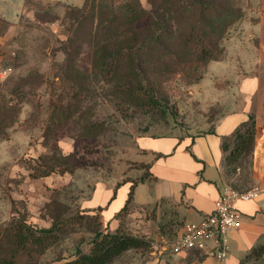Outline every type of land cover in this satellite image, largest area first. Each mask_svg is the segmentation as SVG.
<instances>
[{"label": "rangeland", "instance_id": "374dc122", "mask_svg": "<svg viewBox=\"0 0 264 264\" xmlns=\"http://www.w3.org/2000/svg\"><path fill=\"white\" fill-rule=\"evenodd\" d=\"M130 1L84 0L75 6L61 0H0V69L7 62L13 66L9 76L0 74L5 94L0 113V228L18 222L33 230L49 229L59 218L66 220L69 225L39 259L41 264H61L89 252L93 227L73 218L99 217L102 231L116 229L115 216L98 212L93 198L98 186L117 188L150 177L147 163L140 161L146 156L137 144L140 137H196L211 132L233 112L248 109L258 120L264 114V0H235L244 17L223 41L220 60L210 62L198 81L174 75L164 85L159 110L132 104L100 79L74 83L59 76L66 49L75 60L73 70L90 68V48L104 37L97 33L100 23ZM139 1L147 6V0ZM76 8L85 9L84 15L73 17ZM23 78L28 79L25 86L16 85ZM253 90L255 94H247ZM77 91L81 98L72 103L88 110L100 129L85 132L79 120L51 121L55 104L66 107ZM258 147L256 142L244 166L234 169L223 161L224 186L240 192L257 186ZM58 152L72 155V172L30 176L32 159ZM185 224L179 205L171 201L135 206L126 228L148 246L129 250L112 264H192L202 255L171 251ZM244 264H264V256Z\"/></svg>", "mask_w": 264, "mask_h": 264}, {"label": "trees", "instance_id": "16d2710c", "mask_svg": "<svg viewBox=\"0 0 264 264\" xmlns=\"http://www.w3.org/2000/svg\"><path fill=\"white\" fill-rule=\"evenodd\" d=\"M146 3L145 7L139 0H132L112 9L110 17L100 23L97 31L104 36L103 40L90 48V68L83 72L73 70L75 60L66 49L67 61L58 75L68 77L74 83H81L84 79H100L132 104L159 110L164 85L177 74L187 82L201 80L210 62L220 60L224 50L223 41L244 17L243 10L235 0H147ZM73 11V17L79 18L84 15L85 9L76 8ZM95 12L92 10L93 15ZM3 58L2 61L5 60ZM4 69H11L9 76L13 66L7 62ZM27 80L20 79L16 85L23 87ZM12 91L7 88L8 93ZM81 94V91H77L75 96L72 95L66 107L55 104L51 121L79 120L82 122L80 129L85 132L100 129V123L88 117V110L72 103V99H80ZM4 98L0 87V113L5 107ZM51 129L49 125L47 135ZM211 133H214V129ZM256 134L253 112L230 136L223 137V161L234 169L249 162ZM53 146L57 153V143ZM56 153L32 159L28 165L30 176L37 179L54 173L72 172V155ZM144 167L150 171L151 165L144 164ZM144 181L145 178H142L131 184L127 200L115 215L118 226L114 231H102L99 217L89 220L73 218L75 223H90L95 237L89 252L61 264H112L129 250L146 248L148 242L126 228L127 217L137 206L134 203L135 188ZM118 188L110 202L116 198ZM96 210L101 213L104 209L98 207ZM67 225L66 220L59 218L49 229L33 230L18 222L0 228V264H41L39 259L55 244L57 234L63 233ZM263 256L264 244H259L241 264Z\"/></svg>", "mask_w": 264, "mask_h": 264}, {"label": "crops", "instance_id": "0c3cea01", "mask_svg": "<svg viewBox=\"0 0 264 264\" xmlns=\"http://www.w3.org/2000/svg\"><path fill=\"white\" fill-rule=\"evenodd\" d=\"M61 1L80 6L84 0ZM255 93V90L247 91V94ZM250 113L248 109L233 112L216 124L214 133L207 132L196 137H140L138 147L146 154L140 161L151 167L150 178L135 188L134 203L137 206H149L161 200L171 201L179 205L183 220L193 224L212 213L216 200L229 188L222 183L225 156L222 139L247 121ZM256 128V142L260 149L256 151V157L260 163L258 169L255 167L254 178L257 183L255 188H259L261 194L257 199L236 203L242 221L237 229L228 233L230 251L227 259L220 261L201 254L202 258L192 264H241L254 247L264 244V114L260 120L256 118ZM130 187L129 183L122 184L116 198L110 202L116 188L98 186L93 203L104 209V215L115 216L127 200Z\"/></svg>", "mask_w": 264, "mask_h": 264}, {"label": "built area", "instance_id": "2783aa9c", "mask_svg": "<svg viewBox=\"0 0 264 264\" xmlns=\"http://www.w3.org/2000/svg\"><path fill=\"white\" fill-rule=\"evenodd\" d=\"M11 69H0L1 77L7 76ZM5 74V76H2ZM261 192L254 188L240 192L227 188L216 200L212 213L206 215L199 223H186L174 241L171 251L175 254L194 251L212 256L220 261L227 259L230 251L228 233L237 229L242 221V214L236 206L238 201L257 199Z\"/></svg>", "mask_w": 264, "mask_h": 264}]
</instances>
